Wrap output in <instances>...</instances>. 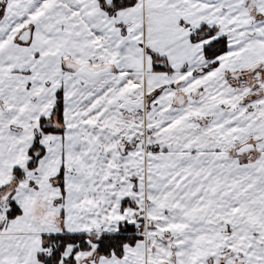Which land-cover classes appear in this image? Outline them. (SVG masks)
Returning a JSON list of instances; mask_svg holds the SVG:
<instances>
[{"label": "snow or ice", "instance_id": "snow-or-ice-1", "mask_svg": "<svg viewBox=\"0 0 264 264\" xmlns=\"http://www.w3.org/2000/svg\"><path fill=\"white\" fill-rule=\"evenodd\" d=\"M0 264H264V0H0Z\"/></svg>", "mask_w": 264, "mask_h": 264}]
</instances>
